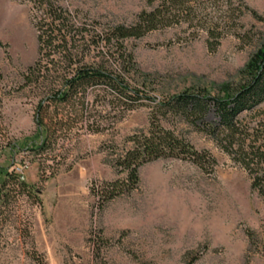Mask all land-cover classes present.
Segmentation results:
<instances>
[{
    "label": "rangeland",
    "instance_id": "374dc122",
    "mask_svg": "<svg viewBox=\"0 0 264 264\" xmlns=\"http://www.w3.org/2000/svg\"><path fill=\"white\" fill-rule=\"evenodd\" d=\"M31 1L0 0V264H264L263 199L211 137L182 121L163 125L212 156L209 173L160 159L139 168L138 188L129 195L99 208L94 193L124 177L111 161L128 148L127 137L147 130L154 103L184 91L224 97L243 84L247 62L264 45V0H236L247 11L215 52L204 33L192 39L185 26L126 41L134 62L130 84L152 103L125 110L91 91L82 116L62 112L76 121L41 156L31 149L39 141L34 112L42 91L22 81L38 57ZM62 6L97 28L130 25L149 10L146 0H63ZM262 116L240 118L252 128ZM207 121L216 122L212 112ZM39 160L52 177L39 178ZM9 173L21 177L29 194L13 184L3 189Z\"/></svg>",
    "mask_w": 264,
    "mask_h": 264
},
{
    "label": "trees",
    "instance_id": "16d2710c",
    "mask_svg": "<svg viewBox=\"0 0 264 264\" xmlns=\"http://www.w3.org/2000/svg\"><path fill=\"white\" fill-rule=\"evenodd\" d=\"M62 1H31L38 57L26 69L22 81L23 87H40L42 91L34 112L39 141L31 149L40 156L67 138L70 124L76 120L72 122L62 112L79 110L82 116L88 110L91 91L113 97L125 110H133L142 100L152 103L130 84L134 62L126 41L185 26L193 31L192 39L204 33L208 51L215 52L224 36L239 27L238 20L247 11L239 2L235 5L236 0H146L149 10L141 11L132 24L97 28L96 23H87L63 7ZM243 73V84L224 97L184 91L154 103L147 130L127 137L128 148L115 154L111 161L117 174L124 177L102 183L94 191L99 208L135 191L139 168L151 162L175 159L206 173L212 170V156L197 151L185 138L166 128L163 122L169 119L182 121L211 137L235 165L248 173L251 188L264 201V45L250 57ZM51 109L55 113L50 114ZM210 112L216 122L207 121ZM249 113L263 115L252 128L240 118ZM44 162L38 161L40 179L53 175L45 176L49 167ZM12 184L19 192L27 190L21 177L6 174L3 189ZM248 238L253 240V235L248 233Z\"/></svg>",
    "mask_w": 264,
    "mask_h": 264
}]
</instances>
